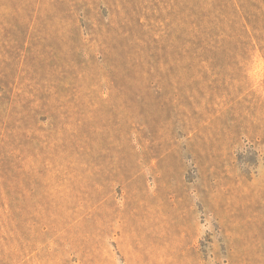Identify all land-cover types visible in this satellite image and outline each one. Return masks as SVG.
I'll list each match as a JSON object with an SVG mask.
<instances>
[{
    "label": "rangeland",
    "instance_id": "obj_1",
    "mask_svg": "<svg viewBox=\"0 0 264 264\" xmlns=\"http://www.w3.org/2000/svg\"><path fill=\"white\" fill-rule=\"evenodd\" d=\"M0 264H264V0H0Z\"/></svg>",
    "mask_w": 264,
    "mask_h": 264
}]
</instances>
